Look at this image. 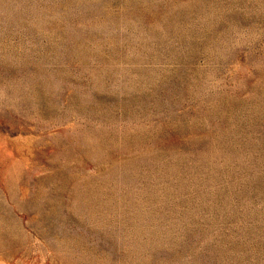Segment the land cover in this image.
Returning a JSON list of instances; mask_svg holds the SVG:
<instances>
[{"label": "rangeland", "instance_id": "obj_1", "mask_svg": "<svg viewBox=\"0 0 264 264\" xmlns=\"http://www.w3.org/2000/svg\"><path fill=\"white\" fill-rule=\"evenodd\" d=\"M0 264H264V0H0Z\"/></svg>", "mask_w": 264, "mask_h": 264}]
</instances>
